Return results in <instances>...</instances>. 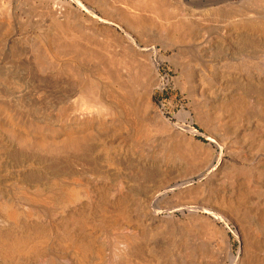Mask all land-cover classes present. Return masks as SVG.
I'll return each mask as SVG.
<instances>
[{"label": "bare ground", "instance_id": "1", "mask_svg": "<svg viewBox=\"0 0 264 264\" xmlns=\"http://www.w3.org/2000/svg\"><path fill=\"white\" fill-rule=\"evenodd\" d=\"M0 264H264V0H0Z\"/></svg>", "mask_w": 264, "mask_h": 264}, {"label": "rangeland", "instance_id": "2", "mask_svg": "<svg viewBox=\"0 0 264 264\" xmlns=\"http://www.w3.org/2000/svg\"><path fill=\"white\" fill-rule=\"evenodd\" d=\"M167 71H170L169 65L165 64L162 66V72L164 75H166ZM175 75H176L175 71L169 72L168 79L170 80V83L163 90H158L155 96V100L158 104L162 105L163 103L164 104L166 103L165 105L169 115L179 112L181 109L187 106V102H188V100L181 93V91L179 89H176V87L173 84L172 77ZM171 102H172V106L170 105ZM172 117L174 118L173 115ZM174 120L177 121L176 118H174ZM196 127L201 131H204L202 128H200L198 124H196ZM197 138L205 142L209 141L203 134L198 135Z\"/></svg>", "mask_w": 264, "mask_h": 264}]
</instances>
